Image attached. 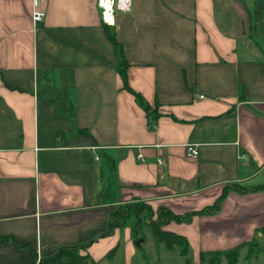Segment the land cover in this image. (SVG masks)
<instances>
[{"label": "crops", "instance_id": "0c3cea01", "mask_svg": "<svg viewBox=\"0 0 264 264\" xmlns=\"http://www.w3.org/2000/svg\"><path fill=\"white\" fill-rule=\"evenodd\" d=\"M259 1L133 0L111 28L97 0H44L38 26L33 0H0V264H151L134 225L110 230L117 206L186 215L226 189L162 229L196 264L257 237L236 264H264V189L230 187L264 185Z\"/></svg>", "mask_w": 264, "mask_h": 264}, {"label": "trees", "instance_id": "16d2710c", "mask_svg": "<svg viewBox=\"0 0 264 264\" xmlns=\"http://www.w3.org/2000/svg\"><path fill=\"white\" fill-rule=\"evenodd\" d=\"M107 27H109V26H107ZM109 36H111V39L115 45V50L117 51V65L119 66L120 72H121L123 78L125 79L126 86H128V83H127V66L128 65L126 63L124 50H123L121 44L117 41L114 34L112 35L111 33H109ZM132 93L135 94V99H136L137 103L142 108H144L146 110V112L150 118V122L152 124L151 126H153L155 121L158 119L160 113H158L156 110H154L150 106L149 102L145 98H143V96L140 93L134 92L133 90H132ZM230 187H233V188L240 190V191H247L249 189H261V190L264 189V185L253 187V188H243L240 185L234 184L233 186H230ZM227 191H228V189H226L223 192L224 195L220 197V199L217 201L216 204L209 206V207H205V210H202V211L191 212V213L186 214V215H180V214H175L172 210H169L166 207L159 208L158 213H159L160 221L155 222V223H151V225L154 227V231H155L157 238L161 242H164L169 250L174 249L175 246H177L178 244L183 245L181 248V253L184 256H188L189 255V253H188V251H189L188 240L182 235L175 234V233H172L170 231L162 229V226L164 224L170 222V221H178V222L185 221L188 218H190L191 215H193V214H203L205 212H213V211L218 210L219 209L218 208L219 203L225 197V195L227 194L226 193ZM145 206H146V208L152 210L148 205H145ZM152 211H154V210H152ZM127 217L123 218L122 221H120L119 219L116 220L117 212H114L112 217H111V221L109 223L110 230H114L116 227L126 224ZM135 229H136V232H138L139 227L138 228L135 227ZM256 233H263L264 234V227L257 229ZM169 237L174 238V239L178 238L182 241V243H179L178 241L175 242L174 240L169 239ZM1 240L2 241H8L9 239L7 237H1L0 242H1ZM246 246L248 247V250L250 251V255L252 253H256L260 248L257 237H255L250 242H246V243H243L241 245H238L233 249L202 252L200 262L197 264H220L223 257L227 258L228 264H236L238 259H239L240 254H241V252H240L241 249L246 247ZM67 250L68 249H61L60 252L57 254L56 258H54V260L60 258L61 255L67 254L68 253ZM115 250L116 249H112L107 254L108 257H113ZM186 263L187 264H196V263H193L192 261H190L189 259H186Z\"/></svg>", "mask_w": 264, "mask_h": 264}, {"label": "rangeland", "instance_id": "374dc122", "mask_svg": "<svg viewBox=\"0 0 264 264\" xmlns=\"http://www.w3.org/2000/svg\"><path fill=\"white\" fill-rule=\"evenodd\" d=\"M260 7L264 11V0H260ZM262 29V26L260 27ZM117 218L116 220L122 221L123 218L127 217L126 224L134 225L138 229L139 240H144L145 243L142 245L140 256L143 253L147 254L151 260V264H187L186 259L191 258L188 256H182L181 247L183 245H177L175 251L169 250L164 242H160L154 231V227L151 223L160 221L159 213L152 211L140 201H132V203L118 205L116 208ZM175 242L182 243L180 239H174ZM264 242V241H263ZM170 251V252H169ZM247 251H243L246 253ZM240 257L239 264H257L256 260L248 261L244 256ZM140 260V258L138 259ZM192 261L191 259H189ZM221 264H227V258L223 257Z\"/></svg>", "mask_w": 264, "mask_h": 264}, {"label": "built area", "instance_id": "2783aa9c", "mask_svg": "<svg viewBox=\"0 0 264 264\" xmlns=\"http://www.w3.org/2000/svg\"><path fill=\"white\" fill-rule=\"evenodd\" d=\"M43 1L44 0H33L32 21L35 26H38L45 18V11L41 8ZM132 4L133 0H97V6L99 7L102 21L111 28L117 25V13L131 12L133 9ZM261 26L264 31V19ZM185 149L187 151V157L196 158L200 153L197 144L189 143L185 146ZM37 264H42L41 260H39Z\"/></svg>", "mask_w": 264, "mask_h": 264}]
</instances>
